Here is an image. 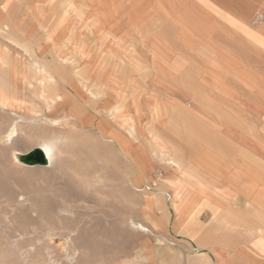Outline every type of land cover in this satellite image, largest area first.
Instances as JSON below:
<instances>
[{
  "label": "crops",
  "instance_id": "1",
  "mask_svg": "<svg viewBox=\"0 0 264 264\" xmlns=\"http://www.w3.org/2000/svg\"><path fill=\"white\" fill-rule=\"evenodd\" d=\"M37 2L40 5L32 0H0V87L7 88L0 93L9 94L8 88H12L21 96L16 101L8 99L7 110L32 109L36 124L62 126L56 119L65 117L71 95L88 99V88L96 86L97 116L104 135L110 108L129 104V117L135 124L128 129L139 140L131 144L133 154L128 159L136 173L132 181L150 184L156 170L163 174L160 181L164 186L154 196L163 201L162 211L165 199H171L174 220V203L182 207L184 231L198 232L192 238L185 235L187 243L207 252L199 255V263L264 264V0H195L181 8L179 4L171 18L160 16L152 24L157 30L154 37L145 36L147 51L140 64L136 63V46L130 44L133 62L108 70L106 55L118 43L113 38L103 42L104 32L93 36L92 42L88 36L76 59L82 67L79 71L87 68V76L82 78L75 74L78 70L73 68L70 54L75 41L56 22L54 5L44 20L41 2ZM212 17L237 34H208L210 23L202 19ZM203 27L206 33L201 37L193 33L199 38L192 52L185 54L183 46L174 45L172 40L178 42L186 31ZM170 30L167 37L171 40L165 42L164 33ZM152 40L161 41L160 66L150 60ZM95 49L99 50L96 56ZM144 61L150 65L145 66ZM90 68L97 70L92 79L88 77ZM196 99L207 100L213 110L202 112L198 105L193 107L186 122L194 125L189 120L197 119L202 126L194 134L183 130L182 113ZM180 144L182 148L186 144L182 153L172 146ZM171 153L178 157H170ZM160 154L167 155L165 161L159 160ZM180 155H184L182 161ZM187 165L192 173L185 169ZM175 179L178 186L173 202L171 183ZM149 198H153L151 194L146 196ZM205 215L210 218L208 228L201 224ZM204 228L206 233H201Z\"/></svg>",
  "mask_w": 264,
  "mask_h": 264
},
{
  "label": "rangeland",
  "instance_id": "2",
  "mask_svg": "<svg viewBox=\"0 0 264 264\" xmlns=\"http://www.w3.org/2000/svg\"><path fill=\"white\" fill-rule=\"evenodd\" d=\"M37 1L41 2L44 20H48L49 8L54 5L56 22H61L65 36L75 41L70 54L73 68L78 70L74 72L82 78L87 76V68L79 71L82 67L76 59L82 53L79 47H83L84 38L89 36L91 41L93 36L104 32L103 42L110 38L118 43L106 55L108 70L133 62L130 44L136 46V63L140 64L145 60L142 53L147 51L145 36L154 37L152 34L157 30L152 24L161 17L171 18L172 10L179 4L181 8L195 0ZM37 1L32 0L40 5ZM202 20L210 23L208 34H237L232 28L222 27V21L217 18ZM193 33L201 37L206 32L204 27L196 32L188 30L184 38L172 41L176 47L183 46L188 54L198 46L195 44L199 37ZM171 34V30L164 33L165 42L171 40L167 37ZM152 41L155 42L149 48L154 53L150 60L160 66L161 43ZM98 52L95 49L94 56ZM143 64L150 65L148 61ZM96 74L97 70L90 68L88 77L92 79ZM8 89L11 93H0L3 108L0 109V264H200L198 257L206 251L187 243L185 235L192 238L198 232L183 230L186 217L180 212L182 207L174 203V220L171 199H165L163 211V201L156 200L164 186L160 181L163 174L156 170L152 176L154 182L147 183L148 187L132 181L136 173L128 159L132 158L131 144L139 140L134 130L128 129L135 124L129 117V104L110 108L112 115L104 120L103 135L102 122L97 116L99 88L96 86L88 88V99L80 94L71 95L72 104L65 117L56 119L63 125L53 127L51 123L33 122L36 112L32 109L7 110V101L21 97L12 88ZM114 109L117 116L126 115L125 124L120 117L113 119ZM114 128L117 130L113 131ZM44 142L50 143L55 153V163L46 172L22 161L23 155ZM166 157L160 154L158 158L163 162ZM178 160H183L182 155ZM185 169L192 173L190 166ZM177 179L171 183L173 202ZM149 194L153 198L146 199ZM208 217L203 216V227L208 228ZM207 228L200 230L201 233H206Z\"/></svg>",
  "mask_w": 264,
  "mask_h": 264
},
{
  "label": "bare ground",
  "instance_id": "3",
  "mask_svg": "<svg viewBox=\"0 0 264 264\" xmlns=\"http://www.w3.org/2000/svg\"><path fill=\"white\" fill-rule=\"evenodd\" d=\"M127 11V10H126ZM149 35V34H148ZM151 39V38H150ZM142 42V41H141ZM152 42H155V41H152ZM161 42V41H160ZM140 43V42H139ZM219 44V43H218ZM225 45V44H224ZM206 48V47H205ZM173 52V51H172ZM234 55V54H233ZM57 56V55H56ZM164 57V56H163ZM206 59V57H204ZM213 61V60H212ZM189 62V61H188ZM186 65V64H185ZM206 65V64H205ZM214 67V66H213ZM195 73L197 74V67H195ZM181 75V74H180ZM186 75V74H185ZM203 76V75H202ZM183 77V76H182ZM187 77V76H186ZM50 78V77H49ZM234 80V79H233ZM182 81V80H181ZM201 83V82H200ZM206 83V82H205ZM206 85H208L206 83ZM204 90V89H203ZM58 97V96H57ZM55 99V98H54ZM194 105V106H193ZM198 105V108L202 111V112H208L210 110H213V104H210L208 103L207 100H204L203 102L199 101V99H196V101H194L193 104H187L185 105L184 109H183V117H184V124L182 125V128L184 131H191L193 132L194 134H197L198 133V127L200 126L199 124H201V122H199L197 119H191L189 120L192 124L194 125H190V124H187V118H190L192 115H193V109ZM194 107V108H193ZM113 109V108H112ZM111 112L113 110H110ZM120 111V110H119ZM181 114V115H182ZM129 115V114H128ZM116 117H120V120L125 124V122L123 121V118L126 117L125 114L123 113H119V116H117V114L115 113V109H114V115H113V119H116ZM128 118V117H127ZM129 119V118H128ZM131 121V120H130ZM134 124V123H133ZM134 126V125H133ZM121 128V127H120ZM200 128L202 129V126H200ZM122 129V128H121ZM114 131V130H113ZM112 131V132H113ZM122 132H123V129H122ZM113 138V137H112ZM116 138V137H115ZM114 138V139H115ZM69 139V138H67ZM181 139V138H180ZM113 140V139H112ZM183 141V139H182ZM118 142V141H116ZM120 143V142H119ZM121 145V144H120ZM183 144H180V146H175V145H172L173 146V149H176L178 150L180 153L183 152L184 148H186V144H184V148H182ZM122 146V145H121ZM130 146V145H129ZM59 150V149H58ZM28 153V152H27ZM34 153H36V157H40V155L42 156V159H43V162L39 161L37 164H32L30 162H25L24 160L26 159V157H31ZM133 154V153H132ZM172 154V153H171ZM184 155H182V158H183ZM23 159V163H25V165L27 166H31V167H37L39 168L40 171L42 172H46V169L47 168H50L54 165L55 163V153H54V149L52 148V146L50 145V143H47V142H44L42 145L38 146V148L32 150L31 152H29L28 154H25L22 156ZM178 156L176 155H173L172 154V158H177ZM130 159V158H129ZM236 159V158H235ZM253 160V158H251ZM20 161V160H18ZM173 162V161H172ZM175 162V161H174ZM176 165V164H175ZM199 206V205H198ZM198 211V210H196ZM195 212V211H194ZM194 215V214H193ZM189 220V219H188ZM184 228V227H183ZM184 230V229H183ZM185 233V232H184ZM222 233V232H221ZM210 235V234H209ZM199 238V237H198ZM258 239V238H257ZM209 240V239H208ZM199 242V241H198ZM201 242V241H200ZM207 244H208V241H207ZM227 250V249H226ZM206 257V256H205Z\"/></svg>",
  "mask_w": 264,
  "mask_h": 264
},
{
  "label": "water",
  "instance_id": "4",
  "mask_svg": "<svg viewBox=\"0 0 264 264\" xmlns=\"http://www.w3.org/2000/svg\"><path fill=\"white\" fill-rule=\"evenodd\" d=\"M25 162H30L32 164H37L39 161L43 162L42 156L40 155V157H36V153H34L31 157H26V159L24 160Z\"/></svg>",
  "mask_w": 264,
  "mask_h": 264
}]
</instances>
